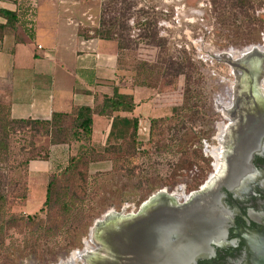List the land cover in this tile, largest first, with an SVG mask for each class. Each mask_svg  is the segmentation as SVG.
<instances>
[{
  "label": "rangeland",
  "instance_id": "374dc122",
  "mask_svg": "<svg viewBox=\"0 0 264 264\" xmlns=\"http://www.w3.org/2000/svg\"><path fill=\"white\" fill-rule=\"evenodd\" d=\"M232 3L96 0L97 27L91 32L123 46L118 52L124 87L146 89L163 116L154 118L151 130L149 118L139 117L134 144L117 142L121 151L112 154L102 153L91 139L88 145L69 141L70 118L64 124L67 136L57 137L56 145L38 127L12 137L9 158L0 162L6 183L0 264H65L73 256L72 263L80 264L85 247L95 248L88 231L104 213L134 214L160 190L186 195L206 180L212 165L216 169L217 137L224 123L220 110L230 103L235 83L219 57L236 60L242 53L237 51L248 46L264 53V0H245L240 10L230 9ZM220 9L234 20L221 22ZM145 29L155 34L149 45L142 37ZM167 62L181 64L182 73L166 75ZM185 100L188 109L179 111ZM76 155L83 158L72 166L70 158ZM48 160L52 166L45 178H31L28 163ZM49 181V202L43 207Z\"/></svg>",
  "mask_w": 264,
  "mask_h": 264
},
{
  "label": "crops",
  "instance_id": "0c3cea01",
  "mask_svg": "<svg viewBox=\"0 0 264 264\" xmlns=\"http://www.w3.org/2000/svg\"><path fill=\"white\" fill-rule=\"evenodd\" d=\"M0 11L15 14L7 27L0 17V102L8 118L48 121L55 113L89 108L91 142L102 146L111 116L96 111L114 92L134 105L119 117L163 116L146 89L124 87L116 44L91 32L97 27L96 0H0ZM51 166L49 160L31 161L27 171L45 178Z\"/></svg>",
  "mask_w": 264,
  "mask_h": 264
},
{
  "label": "water",
  "instance_id": "95a60500",
  "mask_svg": "<svg viewBox=\"0 0 264 264\" xmlns=\"http://www.w3.org/2000/svg\"><path fill=\"white\" fill-rule=\"evenodd\" d=\"M243 51L236 60L227 54L220 56L219 60L231 69L234 76L238 73L245 80L255 77L264 81V53L258 46H248L237 52ZM248 85L255 86L254 81ZM248 146V153L238 154L237 163L241 166L249 164L252 156L259 154L256 151L259 146ZM227 161L230 163V158ZM231 175L235 176V173H216L212 165V173L196 190L186 195L181 204L173 192L160 190L149 196L134 214L104 213L88 231L95 250L88 253L80 264H196L225 234L220 227V219L226 211L221 188L231 191ZM241 175L238 171L236 178L239 180ZM240 236L247 264H264V225Z\"/></svg>",
  "mask_w": 264,
  "mask_h": 264
},
{
  "label": "flooded vegetation",
  "instance_id": "af4514ba",
  "mask_svg": "<svg viewBox=\"0 0 264 264\" xmlns=\"http://www.w3.org/2000/svg\"><path fill=\"white\" fill-rule=\"evenodd\" d=\"M234 78L230 103L220 110L224 123L220 124L217 137L218 165L215 169L216 173H235L229 176L231 191L221 188L226 211L220 219V227L225 234L196 264H247L240 234L257 231L264 225V81L255 77L245 80L238 73ZM253 81L255 86L248 85ZM240 83L245 84L240 86ZM249 144L263 149L256 150L259 154H254L249 164L241 166L237 163L238 154L248 153ZM238 171L242 173L239 180L236 178ZM174 195L178 204L186 200L185 194ZM94 250L89 245L85 247L81 260Z\"/></svg>",
  "mask_w": 264,
  "mask_h": 264
},
{
  "label": "trees",
  "instance_id": "16d2710c",
  "mask_svg": "<svg viewBox=\"0 0 264 264\" xmlns=\"http://www.w3.org/2000/svg\"><path fill=\"white\" fill-rule=\"evenodd\" d=\"M230 9L236 8L238 10L242 9L245 5V0H232ZM220 13H217V17L221 19V22H228L229 20H234L235 16L231 15L230 12H226L220 9ZM223 12V13H222ZM226 12V13H224ZM227 14V15H226ZM242 14V13H241ZM226 15V16H225ZM229 15V16H228ZM243 15V14H242ZM0 17L6 20V26H11L15 22V14L0 11ZM147 29V28H146ZM143 31L142 37L146 40V45L151 44L155 36L154 33L147 34V30ZM118 49H123V46L117 43ZM182 73L181 64L167 62L166 75L180 74ZM181 110L188 109V103ZM132 99L128 96L118 95L114 92L112 97L104 98L100 108L96 111L99 116H111V123L108 130L106 140L102 146V153H118L121 148L116 144L117 142H122L124 140L131 141V145L135 142L136 132H137V119L136 118H123L119 117L118 113H130L133 110ZM174 114L177 112L176 109L171 110ZM114 114V115H113ZM91 115L92 111L89 108H77L72 111L71 114H52L48 121H31V120H12L7 116L6 107L0 106V162H7L9 158V141L15 136H24L27 134L26 127H30V130L34 131L38 127L42 130V134L50 137L51 144H58L60 139L57 137H66V131L64 130L65 121L71 119V127L68 133V140L72 142H80L81 144H89L90 141V129H91ZM113 115V116H112ZM155 123L154 119H149V129L153 127ZM71 143V142H70ZM62 147L61 145H59ZM64 150H68L67 144L64 146ZM132 148V147H131ZM90 152L94 151L90 149ZM83 157L76 155L70 158V165H77L80 163ZM45 155L42 156V160H46ZM101 161V160H99ZM6 186L5 177L0 175V206L3 204L5 197L3 195L4 187ZM51 187V181L47 182L45 189V198L42 206H46L49 202V190ZM30 219V218H26Z\"/></svg>",
  "mask_w": 264,
  "mask_h": 264
},
{
  "label": "bare ground",
  "instance_id": "6f19581e",
  "mask_svg": "<svg viewBox=\"0 0 264 264\" xmlns=\"http://www.w3.org/2000/svg\"><path fill=\"white\" fill-rule=\"evenodd\" d=\"M243 52H244V51H243ZM243 52H242V53H243ZM242 53H241V54H242ZM241 54H239V57H240ZM216 167H217V166H216ZM218 170H219V169H218ZM211 178H213V177H211ZM174 194H175V193H174ZM177 196H178V195H177ZM177 198H178V197H177ZM89 252H90V251H89ZM92 252H93V251H92ZM90 253H91V252H90ZM73 257H74V256H73ZM73 257H71L72 260H74ZM71 259H70L69 263L72 262Z\"/></svg>",
  "mask_w": 264,
  "mask_h": 264
},
{
  "label": "built area",
  "instance_id": "2783aa9c",
  "mask_svg": "<svg viewBox=\"0 0 264 264\" xmlns=\"http://www.w3.org/2000/svg\"><path fill=\"white\" fill-rule=\"evenodd\" d=\"M84 242H85V241H84ZM84 242H83V243H84Z\"/></svg>",
  "mask_w": 264,
  "mask_h": 264
}]
</instances>
